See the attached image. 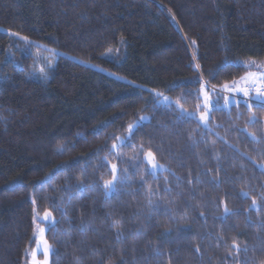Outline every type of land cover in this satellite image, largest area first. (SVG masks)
Returning <instances> with one entry per match:
<instances>
[{
  "label": "trees",
  "instance_id": "16d2710c",
  "mask_svg": "<svg viewBox=\"0 0 264 264\" xmlns=\"http://www.w3.org/2000/svg\"><path fill=\"white\" fill-rule=\"evenodd\" d=\"M254 71L264 0H0V264L46 211L51 264H264V107L223 93Z\"/></svg>",
  "mask_w": 264,
  "mask_h": 264
},
{
  "label": "snow or ice",
  "instance_id": "6c2138e0",
  "mask_svg": "<svg viewBox=\"0 0 264 264\" xmlns=\"http://www.w3.org/2000/svg\"><path fill=\"white\" fill-rule=\"evenodd\" d=\"M241 82H243V84L245 85L244 87H241L240 84ZM259 83L260 86L256 87V92L257 95L255 97H252L253 100H257L259 102V106L264 107V101L260 100L261 96H264V73L261 74H253L250 73L245 77H241V81H234L231 85L225 84L224 88L226 90H230V91H234V92H242L244 96H249V93L252 89V87L256 86ZM202 91H203V87H202ZM159 95V94H158ZM208 97L207 95H205V100L207 101ZM228 97H225L226 102L228 101ZM233 99H235V97H233ZM245 104H248L249 109L251 110V108L253 107V105L248 101L245 100L244 101ZM205 107H207V104L205 105ZM191 115V114H189ZM206 117L205 116H201V120H204ZM143 119V118H142ZM250 123L254 122V118H250ZM135 126L134 125H129V137L126 139H130L133 131H134ZM118 143L114 144L113 150L117 149L120 145H123L125 143L124 140H121L120 138H117ZM146 159L148 160V162L152 165L153 170H155L156 168H163L162 165H158L155 162V158L153 156V154L151 152H147L146 153ZM119 179V175H118V170H117V166L115 164L112 165V178L110 180H105L104 181V188L107 192L113 191L115 189V182H117ZM255 201H253V205H255ZM225 214H227L229 212V209L227 208V206H225ZM51 215V213L46 212L45 213V219H47L49 216ZM35 222V220H34ZM115 223V222H114ZM43 229H40V232L43 233ZM43 246V255H44V260H43V264H48V256L49 253L51 251L50 246L48 245L47 241L42 239V237H37V249L34 250L32 252V264H40V262L37 260V251L40 250V246ZM234 248L238 249V246L234 243L233 244Z\"/></svg>",
  "mask_w": 264,
  "mask_h": 264
},
{
  "label": "rangeland",
  "instance_id": "374dc122",
  "mask_svg": "<svg viewBox=\"0 0 264 264\" xmlns=\"http://www.w3.org/2000/svg\"><path fill=\"white\" fill-rule=\"evenodd\" d=\"M49 58H46V57H41L40 59H38L37 61H36V65H37V67H38V69H37V73H38V75H41L42 77H44L43 76V67H42V63H43V61L44 62H46V61H49L48 60ZM250 73H253V74H261V73H264V72H262V71H254V72H249V73H247L245 76H247L248 74H250ZM245 76H243V77H245ZM239 81H241V79H239L238 80V82ZM240 86L241 87H244L245 85L243 84V82H241V84H240ZM258 86H260L259 85V83L256 85V86H254V87H252V89H254V88H256V87H258ZM252 91V90H251ZM226 92H228L229 94H231L233 97H235V98H237V97H239V95H237L236 93L237 92H234V91H230V90H228V91H223V93L224 94H226ZM232 97V98H233ZM229 98V97H228ZM232 98H229L228 99V101L227 102H225V107H229L231 104H233V103H235L236 102V100L235 99H232ZM248 100H251V101H253L252 99H248ZM261 101H262V99H260ZM264 101V100H263ZM157 104H159V105H168L171 101H170V98H168L167 96H163L162 98H160V99H157ZM252 103H254V104H257V105H259V102H257V101H254V102H252ZM210 104H211V101L210 100H208V106H210ZM200 120H201V117L199 118ZM146 119H141L139 122H137L134 126H136L137 124H139L140 122H144ZM203 121V120H202ZM145 161H146V163H147V165H148V168H149V170H150V172L152 173V174H158V173H160V172H163L165 169H164V166H163V168L161 169V168H156L155 170H153V168H152V165L148 162V160L146 159V156H145ZM156 162V161H155ZM157 163V162H156ZM158 164V163H157ZM158 165H160V164H158ZM46 212H48V211H46ZM46 212H44L43 214H41V216L38 218V225H37V229H36V234H35V240H34V245H33V247L31 248V250H29V252H28V262H27V264H32V252L34 251V250H36L37 249V237H42V239H44V240H46V238H45V236H46V232H47V229L49 228V227H51V226H53L54 225V220H53V217L50 215L47 219H45V213ZM48 213H50V212H48ZM40 229H43L44 231H43V233H41L40 232ZM47 241V240H46ZM48 243V242H47ZM48 245L50 246V249H51V251H50V253H49V256H48V264H51V256H52V254H53V250H52V247H51V245L48 243ZM37 260L40 262V264H43V260H44V255H43V246L41 245L40 246V250L39 251H37Z\"/></svg>",
  "mask_w": 264,
  "mask_h": 264
},
{
  "label": "crops",
  "instance_id": "0c3cea01",
  "mask_svg": "<svg viewBox=\"0 0 264 264\" xmlns=\"http://www.w3.org/2000/svg\"><path fill=\"white\" fill-rule=\"evenodd\" d=\"M237 95L241 96V97H244L243 93L242 92H237L236 93ZM256 95L253 93V94H250V98L252 99V97H255ZM253 100V99H252ZM253 101H257V100H253ZM258 102V101H257Z\"/></svg>",
  "mask_w": 264,
  "mask_h": 264
},
{
  "label": "built area",
  "instance_id": "2783aa9c",
  "mask_svg": "<svg viewBox=\"0 0 264 264\" xmlns=\"http://www.w3.org/2000/svg\"><path fill=\"white\" fill-rule=\"evenodd\" d=\"M254 91L256 92V88L254 89ZM256 93H257V92H256ZM260 98H261V99H264V96H261ZM238 99L243 100V101L247 100V99H244V98H238Z\"/></svg>",
  "mask_w": 264,
  "mask_h": 264
}]
</instances>
